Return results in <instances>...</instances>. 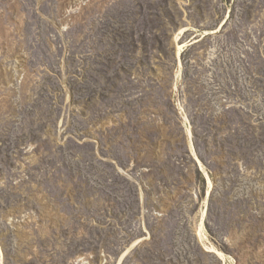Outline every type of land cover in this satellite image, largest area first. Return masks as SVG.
Segmentation results:
<instances>
[{
  "label": "rangeland",
  "instance_id": "rangeland-1",
  "mask_svg": "<svg viewBox=\"0 0 264 264\" xmlns=\"http://www.w3.org/2000/svg\"><path fill=\"white\" fill-rule=\"evenodd\" d=\"M0 264H264V0H0Z\"/></svg>",
  "mask_w": 264,
  "mask_h": 264
},
{
  "label": "bare ground",
  "instance_id": "bare-ground-1",
  "mask_svg": "<svg viewBox=\"0 0 264 264\" xmlns=\"http://www.w3.org/2000/svg\"><path fill=\"white\" fill-rule=\"evenodd\" d=\"M181 33H182V32H181ZM181 33H180V34H181ZM180 34H179L177 37H179ZM203 231H204V228H203V225H201V227H200V232H199V236L202 237V238H203Z\"/></svg>",
  "mask_w": 264,
  "mask_h": 264
}]
</instances>
